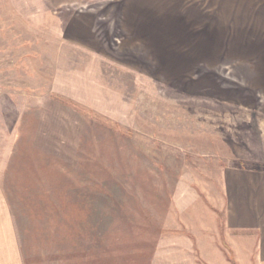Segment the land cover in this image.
Returning a JSON list of instances; mask_svg holds the SVG:
<instances>
[{
    "label": "rangeland",
    "instance_id": "1",
    "mask_svg": "<svg viewBox=\"0 0 264 264\" xmlns=\"http://www.w3.org/2000/svg\"><path fill=\"white\" fill-rule=\"evenodd\" d=\"M107 3L0 0V183L27 264H150L174 227L196 241L187 226L201 234L205 203L226 229L229 183L264 174V0H182L209 8L225 37L202 51L201 30L175 31L178 46L156 28L124 52V77L90 43ZM156 3L146 21L179 17L175 1ZM171 50L191 62L139 67Z\"/></svg>",
    "mask_w": 264,
    "mask_h": 264
},
{
    "label": "crops",
    "instance_id": "2",
    "mask_svg": "<svg viewBox=\"0 0 264 264\" xmlns=\"http://www.w3.org/2000/svg\"><path fill=\"white\" fill-rule=\"evenodd\" d=\"M156 1L109 0L103 10L104 13H97L95 18V21H104L105 34L102 29L97 27L94 29L90 26V32H94V37H90V41H92L90 43L96 46H105L103 54L106 55L104 57L107 62L106 66L120 71L121 77H124V52H130L128 47L138 46L148 36L151 38L152 34L149 32L156 28L166 32L170 31L169 34L179 39L176 40L178 46L186 45V41H184V37L180 39L175 31L179 32V30H186L189 27L201 30L193 38L198 35H201L202 38H196L193 45L199 46L202 51L203 47H207L209 51L213 44L214 47L217 46V42L210 40H214V38L221 40L225 37L218 31L221 30L219 29L220 21L214 18L216 21L213 22V19L208 16L209 8L184 12L182 0H172L180 7L179 13L177 12L179 17L177 19L172 17L167 25L163 24V27H160L157 17H152L151 20L147 18L146 21L145 14L151 17L158 11L157 6L160 4H157ZM195 4H197L196 1H193L185 6ZM203 4L205 3L203 2ZM223 5L222 1V4L218 6ZM218 6L213 7L216 14L222 12L217 10ZM231 12L235 13V11ZM182 14H186L194 22L187 24L185 21L187 18ZM203 14H205L204 17ZM231 20H234V17ZM225 24L231 26L233 23L229 21ZM209 29L215 31L213 37L209 36ZM225 29L226 27L222 28L223 31ZM166 32L163 34L166 35ZM81 42H86V40H81ZM153 44H158V42ZM162 51L168 52L169 49ZM171 51L174 53H169L168 56L160 59L157 66L154 65L155 62L153 65H147L146 62L142 63L139 60V67L141 70L144 68L163 70L162 68L168 67L172 71L171 69L184 67L185 62H191L185 56H176L177 51ZM151 52L155 54L157 51L151 49ZM199 75L201 77L209 76V74L204 75L203 73ZM238 175L243 174L238 173ZM252 177L255 179L252 182H241L242 179L238 178V180L229 183L228 189L233 208L232 213L228 214L226 229L220 230L217 217L209 218L208 215L214 216L216 213L210 214L208 203H205L203 214L200 215L201 234H196L193 226H189V224L187 226L196 235V241H192L183 232V235L179 234L176 226L174 232L158 237L152 247L150 264H264V174L253 173ZM182 221L187 225L189 221L187 215L184 214ZM197 252L200 256L197 255ZM0 264H27L15 204L8 196L2 183H0Z\"/></svg>",
    "mask_w": 264,
    "mask_h": 264
},
{
    "label": "trees",
    "instance_id": "3",
    "mask_svg": "<svg viewBox=\"0 0 264 264\" xmlns=\"http://www.w3.org/2000/svg\"><path fill=\"white\" fill-rule=\"evenodd\" d=\"M91 238V235H90V237L87 239V240H89ZM86 240V239H85Z\"/></svg>",
    "mask_w": 264,
    "mask_h": 264
}]
</instances>
